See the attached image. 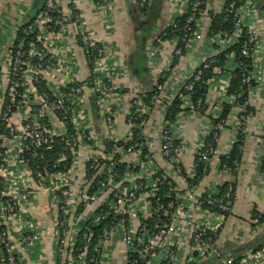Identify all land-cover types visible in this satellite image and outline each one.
I'll use <instances>...</instances> for the list:
<instances>
[{"label":"built area","instance_id":"2783aa9c","mask_svg":"<svg viewBox=\"0 0 264 264\" xmlns=\"http://www.w3.org/2000/svg\"><path fill=\"white\" fill-rule=\"evenodd\" d=\"M212 1L169 0L149 45L156 85L129 96L125 59L81 0H42L34 16L35 0H0V264H264V244L225 254L263 233L264 209L222 237L249 141L264 187V20L255 0H215L207 25ZM114 2L92 0L108 34Z\"/></svg>","mask_w":264,"mask_h":264},{"label":"crops","instance_id":"0c3cea01","mask_svg":"<svg viewBox=\"0 0 264 264\" xmlns=\"http://www.w3.org/2000/svg\"><path fill=\"white\" fill-rule=\"evenodd\" d=\"M14 1V0H13ZM33 0H31L32 2ZM217 1V0H216ZM216 1L213 0L209 5V13L207 14V25L210 24L212 11L216 9ZM4 2V1H3ZM31 2H27L31 5ZM257 8L264 20V0H255ZM81 10L86 14L89 24L99 37L106 39L112 43L118 51L119 57L124 58L126 75L123 78V85L126 88L127 95L146 94L153 90L157 82V71L153 67L149 50L150 41L157 36L168 22L172 6L169 0H150L146 13H142L137 0H115L110 14V22L112 31L108 34L102 26V14L95 11L92 0H81ZM34 4V3H33ZM12 6V2L3 3L2 10L8 11ZM173 46L166 43L163 46V52L158 55L157 61H164L167 55L172 51ZM203 50L194 51L182 57L177 64V78H181L184 73L192 71L202 61ZM157 63V62H156ZM159 66V65H158ZM175 77V76H174ZM88 104L94 115L96 123H99L97 117L98 102L94 90L90 87L87 89ZM200 116L191 119L188 126L196 127L200 123ZM248 154L243 163L242 171L239 176V184L237 188V200L234 205L235 216L227 223L222 237L235 231L234 229L243 230L248 225V218L252 216L251 210L254 207L264 209V187L258 183V176L255 167L254 143L249 141L247 144ZM210 178H208V181ZM264 238L263 233L256 238L257 240ZM229 240V239H228ZM250 233L243 234L239 243L235 245L226 241L229 246L228 252H236L240 254L248 243L254 241ZM249 249V248H248ZM225 251V252H226ZM234 255V254H233ZM231 256V255H227ZM115 264H125L123 258L118 257ZM208 264H213L211 260Z\"/></svg>","mask_w":264,"mask_h":264},{"label":"trees","instance_id":"16d2710c","mask_svg":"<svg viewBox=\"0 0 264 264\" xmlns=\"http://www.w3.org/2000/svg\"><path fill=\"white\" fill-rule=\"evenodd\" d=\"M41 5H42V0H35V3H34V5L32 7V10H31V16H34L37 13V11L40 9ZM184 21H185V18L181 19V25L184 23ZM220 23H221V18L217 15V16H215V18L213 20L212 27L213 28H216V27H218L220 25ZM231 49H233L234 52L238 56L240 55V44L233 45L231 47ZM204 76H206V73L204 74ZM239 82H240L239 79L238 80H234V83L232 85V90H235V89L238 88V86L240 84ZM205 106L203 108H205ZM262 244H264V238L259 239V240L255 239L254 241L248 243V245H246L245 247H243V249H241V251H243L244 249H248V248L255 247V246H261ZM235 253L236 252H234V251L233 252H228V251L225 252L226 255H233ZM212 263L214 264V261H212ZM200 264H208V261L203 262V263H200Z\"/></svg>","mask_w":264,"mask_h":264},{"label":"water","instance_id":"95a60500","mask_svg":"<svg viewBox=\"0 0 264 264\" xmlns=\"http://www.w3.org/2000/svg\"><path fill=\"white\" fill-rule=\"evenodd\" d=\"M201 114H199V116H200Z\"/></svg>","mask_w":264,"mask_h":264}]
</instances>
